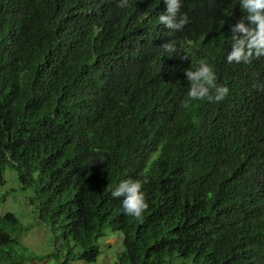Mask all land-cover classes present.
Returning <instances> with one entry per match:
<instances>
[{
	"label": "trees",
	"instance_id": "obj_1",
	"mask_svg": "<svg viewBox=\"0 0 264 264\" xmlns=\"http://www.w3.org/2000/svg\"><path fill=\"white\" fill-rule=\"evenodd\" d=\"M163 9L0 0V186L12 170L32 219L0 213V264H95L110 233L115 264H264V57L224 59L236 0H182L180 30ZM197 59L221 101L188 99ZM123 179L144 181L139 219L110 195ZM34 226L44 253L21 241Z\"/></svg>",
	"mask_w": 264,
	"mask_h": 264
},
{
	"label": "clouds",
	"instance_id": "obj_2",
	"mask_svg": "<svg viewBox=\"0 0 264 264\" xmlns=\"http://www.w3.org/2000/svg\"><path fill=\"white\" fill-rule=\"evenodd\" d=\"M164 9L156 17V23L170 30H180L187 22V17L180 13L182 0H162ZM129 0H118V7L126 8ZM243 15L229 25L230 48L224 59L228 64H248L252 59L264 57V0H236ZM164 53L173 54L181 61L185 54L177 53L172 44L160 46ZM188 81L187 97L189 100L221 101L228 92L226 86L216 83L217 77L211 65L205 59L194 61L192 68L183 71ZM140 179H123L109 188L111 197L120 198L123 214L139 219L147 207Z\"/></svg>",
	"mask_w": 264,
	"mask_h": 264
},
{
	"label": "rangeland",
	"instance_id": "obj_3",
	"mask_svg": "<svg viewBox=\"0 0 264 264\" xmlns=\"http://www.w3.org/2000/svg\"><path fill=\"white\" fill-rule=\"evenodd\" d=\"M7 169L4 172L7 183L0 186V194L5 192L4 201L0 203V213L7 211L13 212L20 221L26 223L31 219V205H29L26 195L18 192V184L14 175ZM48 233L42 226H34L28 232L21 235V241L27 247L37 253H44L49 250ZM101 254L97 258L95 264H115L117 261L116 252L121 250V236L119 234L110 233L104 237L101 244ZM49 261H34L28 264H48ZM76 264V263H73Z\"/></svg>",
	"mask_w": 264,
	"mask_h": 264
}]
</instances>
